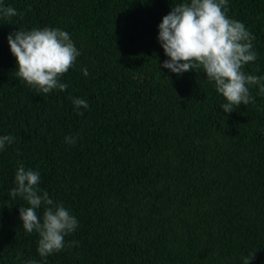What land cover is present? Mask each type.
<instances>
[{
    "label": "trees",
    "instance_id": "trees-1",
    "mask_svg": "<svg viewBox=\"0 0 264 264\" xmlns=\"http://www.w3.org/2000/svg\"><path fill=\"white\" fill-rule=\"evenodd\" d=\"M182 2L0 0V136L14 137L0 150V264H264V92L249 85L254 102L225 113L202 69L162 67L158 25ZM226 15L254 37L242 71L264 77V0H227ZM33 28L80 52L65 91L16 75L7 37ZM21 164L78 222L47 257L10 196Z\"/></svg>",
    "mask_w": 264,
    "mask_h": 264
},
{
    "label": "clouds",
    "instance_id": "clouds-1",
    "mask_svg": "<svg viewBox=\"0 0 264 264\" xmlns=\"http://www.w3.org/2000/svg\"><path fill=\"white\" fill-rule=\"evenodd\" d=\"M227 0H190L182 2L162 17L158 25V41L166 59L162 67L179 76L193 69H202L207 80L214 82L215 90L226 100L221 105L230 113L243 104L254 102L249 85H261L264 92V77L247 75L242 68L256 60L252 40L254 37L242 22L226 15ZM5 17L15 16L16 11L4 8ZM11 54L15 57L16 75L38 92L50 93L53 89L65 91L67 84L60 78L73 67L80 55L69 33L58 28H33L18 30L7 37ZM84 76L87 69H82ZM77 109L89 107L81 98L73 100ZM77 115H82L77 112ZM14 137L0 136V150L11 144ZM65 142L74 145L75 137H65ZM40 173L26 170L21 164L15 172V187L10 196L26 201L27 207H20L19 218L23 229L39 234L38 254L47 257L61 251L65 236L77 227V220L61 203L54 202L47 192L38 188ZM43 206L42 217L37 210ZM71 242L69 246H71ZM254 252L244 258L243 264H250ZM33 264V262H29Z\"/></svg>",
    "mask_w": 264,
    "mask_h": 264
}]
</instances>
